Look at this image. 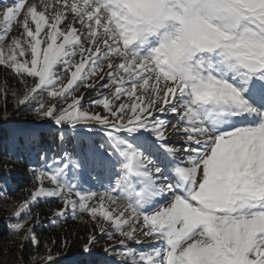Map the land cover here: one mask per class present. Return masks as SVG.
Here are the masks:
<instances>
[{"label":"snow or ice","instance_id":"6c2138e0","mask_svg":"<svg viewBox=\"0 0 264 264\" xmlns=\"http://www.w3.org/2000/svg\"><path fill=\"white\" fill-rule=\"evenodd\" d=\"M3 2L0 65L49 118L16 146L61 141L16 217L44 198L87 214L114 241L101 264H264V0Z\"/></svg>","mask_w":264,"mask_h":264},{"label":"trees","instance_id":"16d2710c","mask_svg":"<svg viewBox=\"0 0 264 264\" xmlns=\"http://www.w3.org/2000/svg\"><path fill=\"white\" fill-rule=\"evenodd\" d=\"M19 31L20 28H17L12 35H16ZM7 71L5 67L0 66V83L6 89L4 94L0 93V120L4 117L5 113L12 112L14 109L13 98L11 97L13 92L9 90L12 87L14 78ZM51 138L53 136L50 133H42L38 143L52 144L53 140L57 142L56 138ZM9 140V131L4 124H0V264H3L10 252L15 251V244H17L13 239L12 229L10 228L11 223L2 214H6L7 205L29 197L31 190L34 189V173L32 169L35 165L30 162L29 158L23 155L15 154L14 158H18V162L8 159L7 157L13 154L10 149ZM4 164H7L8 168L13 169L10 176L3 175ZM60 206L59 202L55 199L44 198L31 207V210L36 209L37 212L36 214L32 213L34 214V218L38 217L41 219L40 226L33 229L36 238L40 241L39 247L48 245L56 253L70 255L78 253L71 256L70 262L66 264H101L104 259L103 256L92 257L87 260L83 255H79L82 253L83 247L89 243V236L95 233L96 227L86 218L82 220L79 214L75 217L59 219L58 221L55 218L50 219L53 214L52 210ZM63 242H67V246H64ZM29 246L32 247V244L25 245L23 243L19 248L21 257L26 261L30 260V252L27 250ZM100 246L101 243L98 242L97 246L93 244L91 247L92 249H96Z\"/></svg>","mask_w":264,"mask_h":264},{"label":"rangeland","instance_id":"374dc122","mask_svg":"<svg viewBox=\"0 0 264 264\" xmlns=\"http://www.w3.org/2000/svg\"><path fill=\"white\" fill-rule=\"evenodd\" d=\"M29 2H32V0H29ZM4 6H6V5L4 4L3 0H0V10H2V8ZM0 19H2V18H0ZM69 19H71V18L69 17ZM2 28H3V25H2V23H0V30H2ZM17 28H19V25L14 23L12 31L9 33V37L5 39L2 46L6 47V45L8 43V39L12 36L13 32ZM0 66H3V65H0ZM3 67H5V66H3ZM6 69L8 70L7 73L11 77L14 78L12 87L9 88V90H11L14 93V95L12 94V96H11L13 98L14 109L12 112H7L4 114V117L0 120V124H4L7 128V130L9 131V135H10L9 144H10V149H11L12 153L17 154V155H21V156L23 155L26 158H29L31 160L30 162L35 165L33 168H39V167H41L42 158H43L45 153H47V155L49 157H57L58 158V153H60L59 145L61 144V141L58 138H56L57 142H54V140H53L52 144L36 143L33 145H29L27 147H17L16 146V145H23L24 144V138L19 135V133L22 130L27 129V128H34V127H37L39 125H43L45 123V121L49 118H41L35 112L33 107H26L25 105H20L18 103L19 99L22 98L24 92L26 91V86L20 82L19 78L16 76V74L14 72H12L8 68H6ZM98 82L102 83V81H98ZM32 83H33V81L31 80V78H29L27 86L30 87L32 85ZM5 92H6L5 87L3 86V84L0 83V93L4 94ZM82 93L84 94L82 104L84 105L85 108H87L88 102L90 100L96 98L97 92L92 91V90H87L85 92L84 89H81V91L75 93V95L79 96ZM47 102L49 104H51V103H55L56 101L52 100L51 98H48ZM30 103L34 104L35 102H30ZM64 106L65 105H60V107H64ZM173 123H175V121H173ZM50 132H55V128L49 129V128L45 127L43 129L42 133L48 134ZM51 139H53V138H51ZM174 139H175V137H174ZM69 147H70V145H69ZM36 153H40L41 159L38 160V158L36 157L37 156ZM49 163L51 164V160H49ZM84 179L87 180L88 178L84 177ZM95 183L96 182L93 180L90 183H87L85 185V187L90 188L93 191H99L100 189L98 187L94 186ZM44 186L45 187H52V185L49 184L48 182H45ZM35 187H36V184L34 183L33 188L35 189ZM34 189H32L31 191H33ZM29 197H27L21 201H18L14 204L7 205L8 209H7L6 214L5 213L2 214L4 217H6V219H8L10 221L11 225L16 224V223H20L21 221H26L29 219V216H31V220L29 221V223L25 224V227L23 230L18 231V232L12 230L13 239L17 243V244H15L16 248H15L14 252L9 253L8 257H6L3 264H46L45 258L49 255H52L53 257L58 258L57 264H66L67 262H70L71 256L78 254V253H75L73 255L66 254V253H56V252L52 251V248L48 245H46L44 247H39V246L33 245L31 242L25 241L24 237H25L26 233L28 232V229L30 227L33 229L38 228L41 224L40 223L41 219L38 217L34 218V214H32V213H35V214L37 213L36 209H33L27 213L21 212V215L19 217H16V213L18 211H21L20 205L25 200H28ZM120 203L123 204L124 202L121 201ZM80 216H81L82 220H84V218H86L89 222H91L92 225H94L96 227L95 223L90 219V217L87 214H82ZM68 217H73V216L69 215ZM51 218H55V217H53V214L50 217V219ZM61 219H65V218L62 217V218H60V220ZM38 221H39V223H37ZM91 235L96 237V242H94L93 244H95V246H97L98 242H100L101 246L99 248L92 249V252L94 253L93 255H89L88 253L84 252L83 250H82V253L79 255L80 256L83 255V257L87 258V260H89L92 257H98V256L104 257V251H103L104 248L107 245L114 243V241H110L106 235H103L102 233H100L99 229L97 227H96L95 233H93ZM23 243L25 245L32 244V247L29 246L27 248L28 252H30L29 253L30 260L29 261H26L23 257H21V254L19 253L20 245Z\"/></svg>","mask_w":264,"mask_h":264}]
</instances>
